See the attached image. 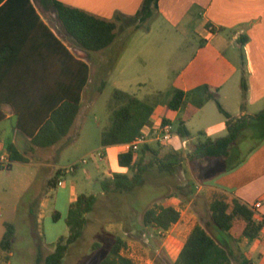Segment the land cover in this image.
Wrapping results in <instances>:
<instances>
[{"label":"crops","instance_id":"1","mask_svg":"<svg viewBox=\"0 0 264 264\" xmlns=\"http://www.w3.org/2000/svg\"><path fill=\"white\" fill-rule=\"evenodd\" d=\"M58 1L116 22L117 38L102 51H87L65 34L57 19L53 0H31V8L16 1L10 2L6 9L1 8L6 1L0 4V112L4 115L0 121V156L8 159L10 170L21 162H11L8 148L13 145L25 157L27 152L40 151L41 147L33 146L26 135H38L55 109L65 103H75L78 99L80 111L67 135L59 142L67 140L69 143L79 136L88 121L87 110L96 103L99 92L94 88L98 77L101 78L99 74L103 65L118 63L119 57L124 55V52H116L114 48L121 47L130 36L132 20L144 2ZM156 19L163 22L173 35L195 47L196 51L173 79L166 98L168 103L175 91H183L184 107L171 111L166 104L159 112L157 105L150 124L143 128V132L149 133L153 128L171 125L175 132L173 140L168 145H159L151 139L145 145L151 148L168 146L170 152H183L187 161L184 167L189 173L188 183L191 181L197 191L188 204H185L188 199L185 195L169 198L162 204L180 213L179 221L170 231L164 232L143 222L142 229L152 228L165 236L155 250L156 255L152 258L137 257V264H175L197 224L228 248L233 264H264L262 228L250 241L244 236L246 223L241 219L235 220L229 232L220 230L213 223L204 224L201 220L213 194L222 193L229 203L239 199L251 207L256 220L261 222L264 217V134L241 156L233 151L227 161L207 159L193 165L187 158L190 143L201 138L217 139L227 134V119L219 111L216 101L208 98L210 95L215 94L223 109L234 118L253 116L264 109V0H160ZM147 33H152L151 27ZM245 37L248 39L243 42ZM93 58L100 62L97 69ZM243 78L248 85L246 100L243 99ZM256 107L257 110H253ZM19 120H22L26 131L19 128ZM178 122L185 124L191 139L177 134ZM256 124L252 120L250 127ZM127 147L101 146L102 160L108 161L101 183L115 173H126V168L120 167L118 157L128 151ZM57 170L48 183L55 179ZM78 170L79 166L72 175H76ZM93 171H87L89 179L93 177ZM77 188L75 183L53 186L52 189H58L56 196L50 198L47 194L42 207L46 209L48 204L51 205L52 219L54 212L60 214L61 220L66 219L70 204L83 194ZM258 203L261 207L257 209L255 205ZM192 205L194 211H191ZM67 236L46 235L45 246L52 248V253L57 241ZM120 238L128 245L125 238Z\"/></svg>","mask_w":264,"mask_h":264},{"label":"rangeland","instance_id":"2","mask_svg":"<svg viewBox=\"0 0 264 264\" xmlns=\"http://www.w3.org/2000/svg\"><path fill=\"white\" fill-rule=\"evenodd\" d=\"M146 27H151V34L147 33V28L137 33L131 31L121 47L114 48L116 52H124L119 62L103 65L101 78L98 77L94 88L99 92L96 103L87 110L88 121L74 141L63 140L40 151L27 152L28 163H18L11 170L0 169V264H37L39 253L45 258L52 249L45 246L46 235H69L67 218L55 222L51 205L46 209L42 207L47 194L52 198L58 192L48 183L56 168L79 163L76 175L65 176L66 185L75 183L79 193L98 197L94 211L87 215L83 236L69 248L63 264H98L107 256L117 237L126 239L128 245L124 253L136 263L137 257L152 258L165 235L152 228L142 229L145 212L168 202L169 198L183 195L181 188L186 185L191 186L193 195L185 204L193 199L197 189L191 181L188 183L183 152V162L175 173L161 172L158 168V160L170 152L168 146L153 148L157 155L145 158V163L153 159L154 162L145 174L143 187L128 194H103L102 191L101 180L108 161L99 159L101 133L110 123L114 92L121 90L145 100L158 101L159 112H162L173 79L196 51L187 41L173 35L160 20H153ZM93 62L97 69L100 62L96 58ZM215 111L218 113L216 108ZM263 124H256L240 136L232 148L237 156L262 138ZM140 153H136L137 158ZM83 160L87 163L83 164ZM88 170H94L90 179ZM191 211H194L193 205ZM201 220L204 224L213 223L209 207ZM9 225L14 227L15 233L12 248L2 251L1 243Z\"/></svg>","mask_w":264,"mask_h":264},{"label":"trees","instance_id":"3","mask_svg":"<svg viewBox=\"0 0 264 264\" xmlns=\"http://www.w3.org/2000/svg\"><path fill=\"white\" fill-rule=\"evenodd\" d=\"M4 1L6 3L1 7L3 9L8 8L10 2L14 1L32 7L31 0H0V4ZM159 2L160 0H144L141 9L132 20L133 32L147 28L148 23L159 16ZM53 6L65 34L83 49L93 52L102 51L115 42L118 30L116 22L68 6L58 0H53ZM147 30L149 29L147 28ZM247 39L245 37L243 42ZM242 90L243 99L246 100L248 91L246 78L242 80ZM208 98L216 101L219 111L226 117L227 134L217 139L201 138L190 143V152L187 158L193 165L201 164L207 159L229 160L232 157L233 145L245 130L251 128L252 120L256 121L257 124L264 122V109L253 116L234 118L223 109L215 94ZM157 105L158 101L143 100L136 95L116 90L113 94L112 104H110L112 107L110 123L101 133V146L109 147L133 143L141 135L143 128L150 124ZM184 105L185 93L177 90L167 103V108L171 111H178ZM79 111V99L75 103H65L54 110L52 118L42 127L38 135L26 136L30 138L33 146L51 147L67 135ZM3 116V113L0 112V121ZM261 126V132L264 134V124ZM19 128L26 131L22 127V120H19ZM176 130L180 137L192 138L190 131L183 122H178ZM8 152L11 162L28 163V159L19 153L13 145L8 148ZM140 152L139 158L136 156L137 152L132 151V149L119 155L120 167L128 169L129 172L115 173L111 178L102 181L101 187L104 194H128L145 185V174L154 162L153 159V161L145 163V158L157 155V151L148 145H144ZM182 162L181 153L169 152L163 159L158 160V168L161 172L173 174ZM58 176L59 173L50 182L53 186L57 185ZM185 187L181 188L182 194L188 197L193 195L191 186L186 185ZM97 201L98 197L94 194L83 193L77 196L75 201L70 204L66 219L69 235L61 237L54 252L45 258H42L39 253L37 264H63L69 248L83 236L84 229L88 224L87 215L94 211ZM209 212L213 224L224 232L231 230L236 219L243 220L246 223L244 236L250 241L257 237L262 228L261 222L256 220L255 212L251 207L239 199H234L229 203L222 193L213 194V199L209 203ZM59 219L60 214L54 212L53 220L56 222ZM179 219L180 213L175 208L160 205L147 210L143 222L146 226H153L168 232ZM14 234V227L9 225L1 243L2 251L11 250ZM126 247V242L117 237L107 256L98 264H137L124 253ZM231 256L227 247L221 245L206 228L197 224L175 264H233Z\"/></svg>","mask_w":264,"mask_h":264},{"label":"built area","instance_id":"4","mask_svg":"<svg viewBox=\"0 0 264 264\" xmlns=\"http://www.w3.org/2000/svg\"><path fill=\"white\" fill-rule=\"evenodd\" d=\"M212 30V29H210ZM175 136V132L173 130V127L171 125H162L160 127L153 128L149 133L146 132H141V135L137 137V139L127 145L128 150L132 149L134 152H139L140 149L149 141V140H154L157 144L159 145H168L171 143ZM99 159H103V155L100 153L99 154ZM82 163H87L86 160H83ZM79 166V163H75L70 165L69 167L65 168H59L57 170V173H59L58 180H57V187H63L66 183V180L64 179L66 175L72 174L76 171L77 167ZM10 163L7 158L1 157L0 156V169L4 170H9ZM261 203H258L255 205V208H260ZM261 227L264 230V217L261 218Z\"/></svg>","mask_w":264,"mask_h":264}]
</instances>
